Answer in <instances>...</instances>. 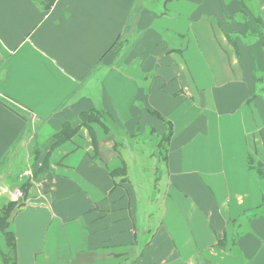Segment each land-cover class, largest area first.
<instances>
[{"label": "crops", "instance_id": "0c3cea01", "mask_svg": "<svg viewBox=\"0 0 264 264\" xmlns=\"http://www.w3.org/2000/svg\"><path fill=\"white\" fill-rule=\"evenodd\" d=\"M46 3L0 0V174L24 148L50 165L17 264H264V0ZM170 127L152 224L118 144Z\"/></svg>", "mask_w": 264, "mask_h": 264}, {"label": "rangeland", "instance_id": "374dc122", "mask_svg": "<svg viewBox=\"0 0 264 264\" xmlns=\"http://www.w3.org/2000/svg\"><path fill=\"white\" fill-rule=\"evenodd\" d=\"M103 118L106 130L108 129L107 124L114 127L110 118L106 115ZM167 141L168 136L158 138L154 129H148L146 134H139L128 139L124 138L118 144V149L126 161L120 176H124L126 181L131 176L136 181V189H138L142 199V212L149 215L148 218H150L152 224L156 223L159 217L160 206L156 200L153 203L148 200L152 195L158 197L162 189L160 179L165 173ZM39 150V148H36L32 150L31 154L25 148L17 150L9 158L0 174V264H14L15 261V256L10 248V241L8 243L4 233L5 231H11V216L19 208L22 199L19 201L13 200L10 193L16 190L22 191L24 181L31 184L33 178H39L50 169V165L42 164L43 152ZM40 162L42 165H39ZM14 202L16 204L12 205L11 203Z\"/></svg>", "mask_w": 264, "mask_h": 264}, {"label": "trees", "instance_id": "16d2710c", "mask_svg": "<svg viewBox=\"0 0 264 264\" xmlns=\"http://www.w3.org/2000/svg\"><path fill=\"white\" fill-rule=\"evenodd\" d=\"M54 1L55 0H47L46 7L49 8ZM83 123L86 124V125H90L91 123H98V124L104 126L103 122L100 119V115L97 112H88V113L84 114L83 115ZM76 131H77V129L76 128H71L70 124H64V126L62 127V129L56 134V142L53 145V147L56 146V145H58L59 143H62L64 141H67L68 139H70L74 135V133ZM171 134H172V129L170 127L169 128V132L166 135V136H168V139L171 137ZM39 151L42 152L41 150H39ZM48 161H49V155H46L43 158V163L42 164L43 165L44 164H48L49 165ZM30 185L31 184H29L27 181H24L23 182V184H22V189H23L22 192L24 193V197L27 194V192H28V190L30 188ZM11 204L12 205L13 204L15 205L16 203L14 202V203H11ZM23 205L24 204L22 202L21 204H19L18 207H21ZM4 237L6 238V240H8V243L10 241L11 252L15 256L14 264H17V259H16V239H15V235H14V233L12 231H10V232L5 231Z\"/></svg>", "mask_w": 264, "mask_h": 264}, {"label": "built area", "instance_id": "2783aa9c", "mask_svg": "<svg viewBox=\"0 0 264 264\" xmlns=\"http://www.w3.org/2000/svg\"><path fill=\"white\" fill-rule=\"evenodd\" d=\"M10 195L12 196L13 200H20L24 198V193L20 190H16L13 193H10Z\"/></svg>", "mask_w": 264, "mask_h": 264}]
</instances>
